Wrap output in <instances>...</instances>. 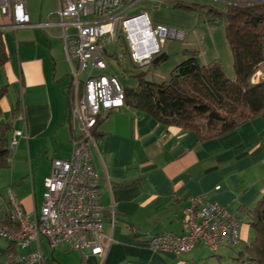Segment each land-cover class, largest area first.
Instances as JSON below:
<instances>
[{
    "label": "crops",
    "instance_id": "1",
    "mask_svg": "<svg viewBox=\"0 0 264 264\" xmlns=\"http://www.w3.org/2000/svg\"><path fill=\"white\" fill-rule=\"evenodd\" d=\"M26 7L31 23L43 26L1 32L5 60L0 64V122L12 125L7 147L15 130L22 135L8 151V164L0 167V216L7 207L10 210V197L30 217L40 211L44 178L53 160L69 158L71 141L80 134L67 119L71 68L57 9L42 6L32 17L27 0ZM181 11L159 5L150 14L141 12L153 24L186 29L194 18ZM91 161L99 175L101 204L115 212L105 255L73 250L65 243L51 248L44 237L24 248L9 247L0 237V264H38L11 262L7 256L9 251L26 254L37 245L45 264H211V252L221 246L212 251L198 243L175 255L150 250L146 238L162 231L182 234V211L190 196L200 194L239 218V243L248 238L250 225L243 220L264 195V115L202 139L193 130L158 123L144 111L122 106L100 115Z\"/></svg>",
    "mask_w": 264,
    "mask_h": 264
},
{
    "label": "built area",
    "instance_id": "2",
    "mask_svg": "<svg viewBox=\"0 0 264 264\" xmlns=\"http://www.w3.org/2000/svg\"><path fill=\"white\" fill-rule=\"evenodd\" d=\"M136 1L57 0L64 50L71 68L67 118L73 127L79 128L80 134L71 141L69 158L53 160L50 172L44 178L42 203L37 214L30 217L10 197L12 224H0V237L11 244L24 248L31 241L37 242L44 237L51 248L65 243L70 249H89L94 255L103 256L107 252L112 242L107 229L114 226L115 212L101 204L99 175L91 161V143L93 128L100 115L124 106V92L115 76L95 74L94 71L107 68L105 55L122 59V48L126 49L134 65L143 66L161 52L166 41L183 39L182 32L153 24L146 12L123 17L122 14ZM88 15L96 18L82 19ZM0 16V31L43 26V23H31L26 0H0ZM65 18H72V21L67 22ZM66 25L73 26L75 31L67 33ZM121 39L122 51L119 50ZM109 43L115 47L112 54L106 48ZM88 68L86 79L82 80L80 75ZM21 135L20 130L14 131L9 151ZM188 201L182 211L185 231L182 234L162 231L148 235L146 245L150 250L180 255L198 243L212 251L222 245L239 243V218L225 206L208 200L205 194L190 196ZM7 256L11 262L45 264L38 245L26 254L9 251Z\"/></svg>",
    "mask_w": 264,
    "mask_h": 264
},
{
    "label": "trees",
    "instance_id": "3",
    "mask_svg": "<svg viewBox=\"0 0 264 264\" xmlns=\"http://www.w3.org/2000/svg\"><path fill=\"white\" fill-rule=\"evenodd\" d=\"M171 3L173 8L209 13L212 23L224 20L235 75L227 77L218 59L201 64L195 50H185L186 57L160 83L147 80L146 71L136 68V85H122L124 106L144 111L158 123L193 130L202 139L226 134L247 120L264 115V77L253 80L264 67V0H231L225 9L178 0ZM1 32L0 64L5 60ZM120 46L123 47L122 39ZM122 50L127 54L125 48ZM165 59L166 53L160 52L143 66ZM66 98L68 113L70 87ZM17 110L18 107L13 114ZM11 128L10 122H0V167L8 164L7 135ZM247 215L253 237L241 246L235 260L241 264H264V195ZM0 224H12L8 207L0 216ZM9 245L13 244L9 241Z\"/></svg>",
    "mask_w": 264,
    "mask_h": 264
},
{
    "label": "rangeland",
    "instance_id": "4",
    "mask_svg": "<svg viewBox=\"0 0 264 264\" xmlns=\"http://www.w3.org/2000/svg\"><path fill=\"white\" fill-rule=\"evenodd\" d=\"M172 1L175 0H165L164 2H159L158 0H138L133 3L127 11L122 15L123 17L137 14L143 10H146L151 13L152 9L155 6L164 5L169 8H173ZM185 1L189 3H199L210 5L214 8L225 9L228 2H222L218 0H178ZM27 5L31 16H37L41 10L42 6H49L52 10L57 9V0H27ZM182 13L188 15L186 18H194L190 27L186 29H181L174 26H167L174 30L180 31L183 34V39H171L168 41L165 53L166 59L160 63L154 65H148L143 67L134 66L128 54H125L124 57L120 60L115 59L112 56H106L105 60L107 62V68L97 72L95 74L103 73L109 76H115L121 85L126 87H134L136 85V78L134 77V72L136 68L138 70L146 71L145 78L154 82H162L168 79L171 70L173 67L179 63L182 59L186 57L185 50H195L196 58L201 64H207L212 62L215 59H218L222 65L225 75L229 78L234 77V68L232 65V56L230 49L225 37V22L223 19H217L215 23L210 22L211 16L209 13H203L198 10H186L182 9ZM56 18L57 15H54ZM1 17V16H0ZM2 18V17H1ZM84 19H95L93 15H88L82 17ZM3 21H7L4 19ZM73 27H67L68 32H72ZM74 32V31H73ZM109 54H112L115 50L114 44L109 43L106 46ZM121 50V46H119ZM91 63H88L90 67ZM88 70H84L80 75L82 80L86 79ZM264 77V67H261L260 70L255 73L253 80L258 81L260 78ZM67 82L71 81L70 73L67 76ZM243 222H248L243 220ZM247 224V223H245ZM248 238L241 243L236 245H222L216 252H211L214 254L211 264H241L235 260V257L238 255V251L241 249V246L246 242L248 243L253 237V230L249 226Z\"/></svg>",
    "mask_w": 264,
    "mask_h": 264
}]
</instances>
